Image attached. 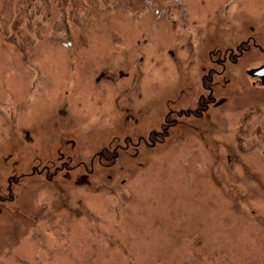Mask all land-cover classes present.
I'll return each instance as SVG.
<instances>
[{"label": "rangeland", "instance_id": "1", "mask_svg": "<svg viewBox=\"0 0 264 264\" xmlns=\"http://www.w3.org/2000/svg\"><path fill=\"white\" fill-rule=\"evenodd\" d=\"M182 3L94 15L29 60L0 42V264H264V88L247 75L264 0ZM61 153L70 177L9 197Z\"/></svg>", "mask_w": 264, "mask_h": 264}, {"label": "trees", "instance_id": "2", "mask_svg": "<svg viewBox=\"0 0 264 264\" xmlns=\"http://www.w3.org/2000/svg\"><path fill=\"white\" fill-rule=\"evenodd\" d=\"M153 6L157 13L186 15L182 0L178 8L163 7L161 0H0V42L29 60L45 44L72 45L71 27H86L94 15L135 16Z\"/></svg>", "mask_w": 264, "mask_h": 264}, {"label": "flooded vegetation", "instance_id": "3", "mask_svg": "<svg viewBox=\"0 0 264 264\" xmlns=\"http://www.w3.org/2000/svg\"><path fill=\"white\" fill-rule=\"evenodd\" d=\"M252 40V42H250V41H247V43H246V47L247 48H252V46H254V47H260V44H257V42L255 41V40H253V39H251ZM244 44V43H243ZM243 44H241L242 45V47H243ZM261 48V47H260ZM242 49V51L240 52V49H239V53H242L243 52V50H245L244 48H241ZM228 54V55H227ZM230 56V58H228ZM236 55H234V54H231V52H226V54H225V59H229V61L233 64L234 62H235V59H236ZM220 62V61H219ZM224 65L223 64V61H222V63H219V65ZM225 66V65H224ZM264 66V64H260L258 67H256V68H260V67H263ZM254 69V68H253ZM251 70V69H250ZM249 71V70H248ZM248 71H247V75H248ZM249 76V75H248ZM250 77V76H249ZM212 79H214V77L212 76ZM254 84L256 83H259L260 84V86L262 87V88H264V86L263 85H261V80H259V79H255V82H253ZM256 84H255V86H256ZM208 102H206L205 100L204 101H202L201 103H200V105H199V108H198V110H196V114H199V110L202 108V106H204V105H206V107L208 108L211 104H215L214 102H215V100H214V98H212V97H209L208 98V100H207ZM220 103H222V102H219L218 104H220ZM194 115V116H197V115ZM173 120H170V123L169 124H166L167 122H168V120H167V118H166V120H165V123L163 124L166 128L165 129H162V132L161 133H153L152 135H150L149 136V138H150V141L148 142V143H150L149 145H151V146H154V145H156V144H158L159 142H162V141H164V138H166L167 137V135H168V132H169V129L170 128H172V126H174L175 124L172 122ZM174 122H175V120H174ZM152 136H153V138H152ZM128 139V138H127ZM127 139H125L124 141H126ZM111 148H113L111 151L108 149V148H106L105 149V151H103V152H100L99 153V156L101 157V160H107L108 161V163H109V161L110 160H113V159H115V158H117V157H120V154H119V156H118V150H119V146L116 144L114 147L113 146H111ZM102 155V156H101ZM75 159H77V157L75 156V157H72V156H68V157H66V155L64 154V153H61L60 154V157L58 158V163H54V166L55 167H51V168H48V167H45V168H43V170L40 172V173H38L37 171H32V173H24V174H22V175H20V176H18L16 179H13V177H11V179H10V181H9V183H8V186H9V188H7V190H8V195H9V193H10V198L12 197V187H13V185H17V184H19L21 181L20 180H22V179H26L27 177H29L30 179H34V177H36V175H44V177L45 178H50L51 180H53L58 174H59V171L60 170H63V174H64V176H66V177H70V174H71V172L73 171V169L74 168H71L70 167V163H68V162H66V160H75ZM53 163V162H52ZM82 168L84 169V171H86V173H88V175H92V173H93V170L91 169V168H89L88 167V165H86V164H84L83 163V166H82ZM53 171V172H52ZM80 181L81 182H85L86 181V177H82V178H80ZM76 183H78L77 181H75V184ZM2 194H5L4 192H3V190H2V188L0 189V201H2V199H4V201H7L9 198H4L3 196H2Z\"/></svg>", "mask_w": 264, "mask_h": 264}, {"label": "water", "instance_id": "4", "mask_svg": "<svg viewBox=\"0 0 264 264\" xmlns=\"http://www.w3.org/2000/svg\"><path fill=\"white\" fill-rule=\"evenodd\" d=\"M248 75L253 79L261 80V85L264 86V66L249 70Z\"/></svg>", "mask_w": 264, "mask_h": 264}]
</instances>
